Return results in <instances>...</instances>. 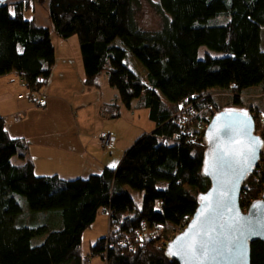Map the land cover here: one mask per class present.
Instances as JSON below:
<instances>
[{
	"label": "trees",
	"instance_id": "1",
	"mask_svg": "<svg viewBox=\"0 0 264 264\" xmlns=\"http://www.w3.org/2000/svg\"><path fill=\"white\" fill-rule=\"evenodd\" d=\"M30 1L0 7V77L15 73L36 104L56 65L52 34L64 41L77 36L85 84L98 87L105 73L119 94L104 116L147 109L155 130L126 151L118 168L66 180L37 175L29 143L11 137L0 119V264H90L83 236L102 213L118 215L119 201H131L128 188L143 194L141 205L127 204L123 214L133 217L122 221L120 214L118 230L98 239L91 256L102 264H178L167 245L211 187L204 175L210 121L227 108H246L258 127L264 123V0H156L162 18L156 31L139 25L140 0H49L44 26L25 19ZM202 47L222 55L200 58ZM129 54L146 78L130 68ZM253 92L261 94L247 103ZM190 105L196 114L184 121ZM263 194L264 153L243 184L242 209ZM251 254V264H264V243H253Z\"/></svg>",
	"mask_w": 264,
	"mask_h": 264
},
{
	"label": "crops",
	"instance_id": "2",
	"mask_svg": "<svg viewBox=\"0 0 264 264\" xmlns=\"http://www.w3.org/2000/svg\"><path fill=\"white\" fill-rule=\"evenodd\" d=\"M75 37L65 41L52 38L56 65L48 85L42 90L46 105L37 107L31 101L19 99V95L14 104L5 98L3 103H9L11 108L7 113H0L10 136L29 143L28 158L34 163L36 174L66 180L118 168L138 136L135 132L137 113L143 111L122 109L121 117L116 120L104 116V108L119 102V94L102 76L98 87L90 88L85 84L80 43ZM143 74L141 77L146 78L147 72L143 70ZM14 78L23 84L17 75L11 76ZM260 94L253 92L247 96L256 99ZM103 134L113 138L110 149L102 148L98 141ZM99 219L100 228H104L100 235L104 237L108 213H102ZM85 235L95 238L92 228L85 232L83 240Z\"/></svg>",
	"mask_w": 264,
	"mask_h": 264
},
{
	"label": "water",
	"instance_id": "3",
	"mask_svg": "<svg viewBox=\"0 0 264 264\" xmlns=\"http://www.w3.org/2000/svg\"><path fill=\"white\" fill-rule=\"evenodd\" d=\"M10 1L3 0L0 7ZM205 139L204 175L211 187L199 196L196 213L168 243L166 253L178 264H251V245L264 243V194L247 210L242 209L241 194L260 164L264 140L246 108L217 113L205 130ZM193 239L207 242L206 257L197 253L194 258L188 251ZM225 246L231 251H224Z\"/></svg>",
	"mask_w": 264,
	"mask_h": 264
},
{
	"label": "rangeland",
	"instance_id": "4",
	"mask_svg": "<svg viewBox=\"0 0 264 264\" xmlns=\"http://www.w3.org/2000/svg\"><path fill=\"white\" fill-rule=\"evenodd\" d=\"M30 1V0H29ZM156 0H140L141 3V7L138 10L137 13V20L138 23L141 27L148 29V30H152V31H156L159 30L162 26V18L160 16V14L156 11V9L153 6V2H155ZM48 3L49 0H31L30 1V5L32 7L28 8L27 11L24 14L25 19L27 20H35V23L38 26H44L47 25V18H48ZM11 12H13V8L11 7ZM52 38L54 40H57V36L55 34H52ZM77 36L74 38V40H76ZM206 53H210L214 56H218V55H222L220 53H216L213 51H210L208 48L206 47H202L200 49V58H203L205 56ZM127 63L129 64L130 68L136 72L138 75L143 76V70L145 72L146 69L145 67L135 58L133 57L131 54L128 55L127 58ZM16 75L15 73H13V75H9V76H5L2 77L3 79H1L0 81V113L6 112L11 108L9 103H3V101L5 100V98H8L10 101V104H14L15 100H17V97L19 95H23L25 97L26 101H29L31 98V92L23 85L19 83V80L17 78L11 79V76ZM101 78H105L106 82L108 81V77L107 74H103ZM11 80V81H10ZM101 82H103V79H101ZM114 89V88H113ZM39 93L35 94V97H38ZM249 95V94H247ZM247 95H245L244 99H246V102L248 103V99H247ZM4 104V105H3ZM137 125L138 127L136 128V134L138 135L135 142L144 134L148 133H153V131L155 130V125L154 123L149 119V112L147 109H144L141 112L137 113ZM262 123V122H261ZM260 125H264V123L259 124ZM257 127V134L258 133V126L256 124ZM152 128V129H150ZM261 128V127H260ZM134 142V144H135ZM133 144V145H134ZM132 147V146H131ZM263 153H264V149H263ZM13 163L16 165L21 164L22 162L19 160V158L15 157L13 158ZM262 163V159L260 161V164ZM259 164V166H260ZM258 166V167H259ZM259 173V172H257ZM159 187L163 188L165 187V184L162 183L159 185ZM128 190V194L130 196L131 201L127 202L128 199L126 197L122 198L119 201V209H118V215L113 216V218H111V215L109 216V222L107 221V225H106V230H105V236H109V235H113L115 230H118L119 228V219H120V214H123V209L126 208V206H128L127 204H134L136 206H140L142 203V198H143V194L137 191H134L132 189H127ZM19 200L21 202V204L24 206V208L28 207V203L26 201V199L22 196H19ZM134 215L133 213H129L128 215L122 216V221L126 220L127 218H132ZM113 219V220H112ZM116 219V221H114ZM98 220V219H97ZM96 225H94L92 227V230H94L95 232V238L93 237H88L89 235H85L86 237L83 240V247H82V251L83 254L86 258H89L91 261L89 262L90 264H102V261L99 258L96 257H92L91 256V246L98 240L100 239L102 236L100 235L101 231L104 229H101L99 226V222L100 219L98 221H96ZM95 226L97 227L96 229ZM120 231H118L116 234L118 235ZM173 232V230H172ZM172 232L170 233V237L172 236ZM45 237V236H44ZM44 237H38L37 241L43 240Z\"/></svg>",
	"mask_w": 264,
	"mask_h": 264
},
{
	"label": "built area",
	"instance_id": "5",
	"mask_svg": "<svg viewBox=\"0 0 264 264\" xmlns=\"http://www.w3.org/2000/svg\"><path fill=\"white\" fill-rule=\"evenodd\" d=\"M46 105V96H40L39 99L36 101L37 107H44ZM183 116L184 121H189L190 117H192L194 114H196V110L193 108V106H186L183 110ZM98 141L102 148L104 149H110L113 145V138L109 134H103L98 137ZM188 224L184 225L179 231L180 233L183 232ZM118 246H123L126 244V241L124 240H118L116 243Z\"/></svg>",
	"mask_w": 264,
	"mask_h": 264
},
{
	"label": "snow or ice",
	"instance_id": "6",
	"mask_svg": "<svg viewBox=\"0 0 264 264\" xmlns=\"http://www.w3.org/2000/svg\"><path fill=\"white\" fill-rule=\"evenodd\" d=\"M0 2H3V0H0ZM246 115V114H245ZM226 195V193L224 194ZM188 251L191 253V255L195 258L197 256V253H199L201 256L206 257L208 254V244L206 241H200L197 242L195 239H193L189 244H188ZM226 252H230L231 249L228 248L227 246L224 247L223 249Z\"/></svg>",
	"mask_w": 264,
	"mask_h": 264
}]
</instances>
